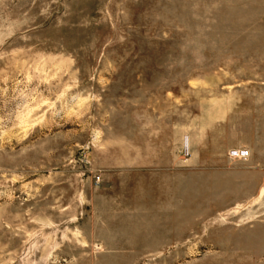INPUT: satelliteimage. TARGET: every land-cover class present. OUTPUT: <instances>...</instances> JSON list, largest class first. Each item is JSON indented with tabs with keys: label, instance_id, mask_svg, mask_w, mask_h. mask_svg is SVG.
I'll list each match as a JSON object with an SVG mask.
<instances>
[{
	"label": "rangeland",
	"instance_id": "374dc122",
	"mask_svg": "<svg viewBox=\"0 0 264 264\" xmlns=\"http://www.w3.org/2000/svg\"><path fill=\"white\" fill-rule=\"evenodd\" d=\"M0 264H264V0H0Z\"/></svg>",
	"mask_w": 264,
	"mask_h": 264
}]
</instances>
